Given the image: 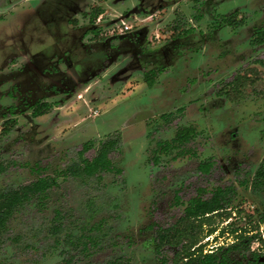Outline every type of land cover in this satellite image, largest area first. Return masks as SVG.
Listing matches in <instances>:
<instances>
[{"label":"rangeland","instance_id":"374dc122","mask_svg":"<svg viewBox=\"0 0 264 264\" xmlns=\"http://www.w3.org/2000/svg\"><path fill=\"white\" fill-rule=\"evenodd\" d=\"M153 1L158 11L150 0H0V189L40 176L56 181L43 203L35 198L16 211L0 235V264H59L72 253L74 264H159L157 230L182 228L186 202L217 186L235 193L227 210L189 222L196 246L209 252L244 232L264 256V191L244 183L264 157V40L252 42L264 29V0ZM73 14L78 23L94 21L86 39L102 40L100 57L86 59L66 32ZM138 29L146 32L142 43ZM67 56L78 58V78L51 92L55 69L70 67ZM184 126L197 135L183 154L156 150ZM111 137L120 171L75 170ZM208 160L206 172L199 165ZM83 234L97 243L75 247ZM181 246L162 252L172 261Z\"/></svg>","mask_w":264,"mask_h":264},{"label":"trees","instance_id":"16d2710c","mask_svg":"<svg viewBox=\"0 0 264 264\" xmlns=\"http://www.w3.org/2000/svg\"><path fill=\"white\" fill-rule=\"evenodd\" d=\"M194 31V29H189ZM259 32V31H258ZM254 42H261L264 40V29L262 34L257 35ZM136 34L137 31H134ZM233 81H237V78ZM238 87V84H235ZM230 92V91H229ZM228 92V93H229ZM234 96H232L233 98ZM40 115L39 111L35 112ZM197 135V130L193 126H184L177 130L175 137L171 140H159L157 141L158 148L156 150L171 151L178 150V154H183L186 151L181 146L188 143L193 137ZM94 145L92 140H89L83 144L81 149V155L91 149ZM118 146V140L114 137L103 141L98 149L97 154L92 158H82L80 164L75 165V170H81L86 176H93L101 171H112L121 169L115 168V165L110 158V152L116 149ZM157 153V152H156ZM175 157V156H174ZM156 162H159V157L155 155ZM211 162H203L201 169L208 172L211 168ZM55 179L49 176H40L38 179L12 188L0 189V235L5 233L9 229L10 221L15 215L16 211L27 202L32 201L35 198L40 199V203H43L48 196V190L55 184ZM253 187H264V159L258 167ZM233 190L232 187H217L213 194L206 199L200 200L198 198H191L188 200L185 208L184 215L180 217V220L187 221L182 228L177 226H169L167 228H160L157 230V243L156 251L158 254L159 264H264L259 258L261 253L257 250L250 249V243L254 236H249L244 232L236 235V240L228 245H220L212 249V251L204 252V244L200 243L198 246V239L195 237V233L189 231L190 221L204 219L207 220L213 214L219 213L221 210H227L228 204L232 201ZM178 198V197H176ZM57 213H60L57 211ZM227 213V217H229ZM263 218V216H261ZM62 218V216H61ZM62 219L55 227L54 231L59 234V226H62ZM203 222V220H201ZM239 229V228H238ZM238 229H234L232 232H238ZM215 228L209 229L212 234ZM224 231V230H222ZM77 244L75 247L81 246V250L89 249L91 244H96L94 237L90 235H80L77 237ZM262 241H264L262 239ZM182 245L177 250L170 261L167 255L161 254L163 246L170 245ZM80 248V247H79ZM75 254H70L64 262L59 264H74ZM106 264H124L122 261H108Z\"/></svg>","mask_w":264,"mask_h":264},{"label":"flooded vegetation","instance_id":"af4514ba","mask_svg":"<svg viewBox=\"0 0 264 264\" xmlns=\"http://www.w3.org/2000/svg\"><path fill=\"white\" fill-rule=\"evenodd\" d=\"M150 5L151 6H154L155 7V5H154V1L153 0H150ZM161 5H163V4H161ZM160 5V6H161ZM133 9H131V11H128L127 12V17L128 16H130V15H132L133 14V12L135 11H138V8L139 7H137V6H134V7H132ZM159 9V6H157V7H155V10H158ZM154 10V11H155ZM153 11V12H154ZM74 13H78V11L77 10H75V12ZM72 16H75V14H73V15H71L70 16V19L68 18V20H67V22L65 23V25H66V32H70V36L74 39V42L75 41H80L81 43H82V47H84V48H86V50H87V53H86V55H85V58L86 59H96L97 57H100V53H98V55L95 53V51L97 50V49H99L98 48V45L99 44H103L102 43V40L100 41V40H97L96 38L95 39H86V37L89 35V31L90 30H88L89 28H90V24H93V22L94 21H92V19H91V21H90V24L89 25H85V24H81V23H78L74 18L71 20V18H72ZM94 29V28H93ZM96 29H98L97 27H96ZM96 29H94V32H96L97 30ZM145 30V29H144ZM92 31V30H91ZM137 31V33L135 34V33H133L134 34V37H135V41H137L138 43H142L143 42V36H145L146 35V32L144 33L142 30H140V29H138V30H136ZM71 37H69L70 39H71ZM56 42H58V44H59V40L58 41H56ZM107 43V42H106ZM105 43V44H106ZM63 47V46H62ZM104 47V46H103ZM169 47H172V46H169ZM66 47H64V48H62V50L63 49H65ZM103 53V52H102ZM96 54V55H95ZM107 55V54H106ZM166 55V54H165ZM164 55V56H165ZM97 56V57H96ZM104 56V55H103ZM67 59H68V61H69V63H70V67L69 68H67L66 69V71L65 72H63V70H61L60 68H56L55 69V74H60V77H59V79L58 80H56V84L58 85V88H55L54 90H50L51 92H55V93H60V92H62V91H64L63 90V88L65 87V83H67V82H73V81H76L77 80V76H76V73H75V71L73 70V68L75 67L74 65H75V62H76V60L78 59V58H70L69 56H67ZM60 62H62L61 60H60ZM94 62V61H93ZM3 69H1L0 70V73H2L1 71H2ZM99 72V70H96V69H90V73H92V76L93 75H96L97 73ZM90 76H91V74H90ZM61 86V87H60ZM64 86V87H63ZM238 88H240V87H238ZM43 91H44V95L42 96V97H44V96H46L47 95V91H46V89H44V87H43ZM223 90H219L217 93H219V94H221V92H222ZM228 93L229 92V90H227V91H225L224 92V94L225 93ZM223 94V95H224ZM21 96V95H20ZM24 96V95H23ZM222 96V95H221ZM42 97H35V96H33V97H24V99L23 100H26V101H30V102H34V104H37V101L39 100L40 101V99L42 98ZM241 99V97L240 98H236L234 101H237V100H240ZM31 100H34V101H31ZM40 104H45V101H40V103L39 104H37L38 106H40ZM47 105V103L45 104V106ZM12 107H11V109L13 108V106H15V104H12L11 105ZM1 107V106H0ZM41 107V106H40ZM33 113H35V110L33 111ZM1 115V114H0ZM177 155V154H176ZM175 155V156H176ZM263 159H264V157H263ZM262 159V160H263ZM208 161H210L212 164H213V162H212V160H208ZM205 162H207V161H205ZM262 162V161H261ZM261 162L259 163V165L257 166V168H256V170H255V172L253 173V177H252V179H251V181H246V182H244L245 183V186H247V187H251V189H252V191L253 192H257V193H260V192H262V191H264V187H257V188H254L253 187V182H254V178H255V174H256V171H257V169H258V167L260 166V164H261ZM159 163V162H158ZM203 162H201L200 163V167H201V164H202ZM212 164H211V166H212ZM217 187H221V186H217ZM223 188V187H222ZM216 189V188H215ZM214 189V190H215ZM213 190V191H214ZM232 190H233V194L235 193V189L232 187ZM213 191H212V194H213ZM211 194V195H212ZM233 194H232V198H233ZM176 197H178L177 198V200L179 201V203L181 204V203H183V200H181V198H180V196L178 195V191L175 193V198ZM198 198V196H194V197H191V198ZM190 198V199H191ZM209 198V197H208ZM189 199V200H190ZM188 202V201H187ZM187 202H186V204H187ZM186 204L184 205V208H185V206H186ZM59 229L61 230V226H59ZM61 232H62V230H61ZM58 236H57V241L59 242L60 241V232H59V234H57ZM234 242V241H233ZM75 243H77V240H76V242ZM97 243V242H96ZM170 246V245H169ZM157 249V248H156ZM163 250V249H162ZM162 250H161V254H164L163 252H162ZM210 251H212V250H210ZM204 252H208V251H205V249H204ZM73 254V253H72ZM156 254H157V251H156ZM175 254V253H174ZM70 256V255H69ZM174 256V255H173ZM262 257H264L262 254H261V256H260V258H262ZM157 258H158V254H157ZM173 258V257H172ZM259 258V259H260ZM170 260V259H169ZM171 261V260H170ZM125 264H127V262L125 263Z\"/></svg>","mask_w":264,"mask_h":264},{"label":"built area","instance_id":"2783aa9c","mask_svg":"<svg viewBox=\"0 0 264 264\" xmlns=\"http://www.w3.org/2000/svg\"><path fill=\"white\" fill-rule=\"evenodd\" d=\"M126 23H124L125 29L131 28L129 25H125ZM123 30V29H122ZM158 36V35H157Z\"/></svg>","mask_w":264,"mask_h":264},{"label":"crops","instance_id":"0c3cea01","mask_svg":"<svg viewBox=\"0 0 264 264\" xmlns=\"http://www.w3.org/2000/svg\"><path fill=\"white\" fill-rule=\"evenodd\" d=\"M164 8H165V7H162V8H161V11H163V10H164ZM157 11H158V10H157ZM166 45H167V44H166Z\"/></svg>","mask_w":264,"mask_h":264},{"label":"water","instance_id":"95a60500","mask_svg":"<svg viewBox=\"0 0 264 264\" xmlns=\"http://www.w3.org/2000/svg\"><path fill=\"white\" fill-rule=\"evenodd\" d=\"M261 261H264V257L260 258Z\"/></svg>","mask_w":264,"mask_h":264}]
</instances>
